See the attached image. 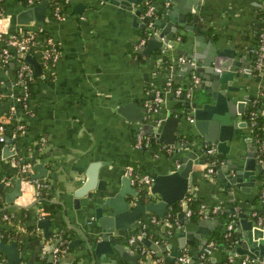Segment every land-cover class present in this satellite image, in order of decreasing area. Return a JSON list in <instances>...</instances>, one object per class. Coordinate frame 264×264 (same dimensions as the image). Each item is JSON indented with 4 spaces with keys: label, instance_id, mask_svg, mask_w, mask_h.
<instances>
[{
    "label": "crops",
    "instance_id": "1",
    "mask_svg": "<svg viewBox=\"0 0 264 264\" xmlns=\"http://www.w3.org/2000/svg\"><path fill=\"white\" fill-rule=\"evenodd\" d=\"M36 1L35 5H28L25 0H3L4 20L0 24L9 33H19L42 26L57 44L60 58L49 71L42 67L38 56L32 55L39 63L41 73L36 76L33 65L27 62L31 68V75L26 83L27 96L22 85L17 83L18 60L13 57L3 62L0 59V124L4 125L5 137L4 141H0V190L4 192L5 201L6 193L14 189L15 181L19 178L17 168L11 164L12 159L29 163L31 168L28 174L37 173L34 165L41 163L47 172L46 176L38 179L48 183L45 190H48L51 200L63 203L64 207L58 204L52 218H41V209L34 205V187L29 182H21V195L14 201L18 207H9L6 201L2 203L1 209L15 211L18 208H30L32 215L36 216V233L41 235L40 243L43 247L38 252L25 250V259L21 264H91L85 256L87 251L82 234L76 229L87 232L95 227L94 213L88 207L87 198L80 199L79 209L74 208L73 202L74 190L85 180V174L91 164L100 165L98 179L105 181L108 191L106 195L116 193L121 187L122 177L130 179L126 174L127 166L151 177L171 171L175 153L167 152L164 147L172 146L175 149V146L152 140L143 125L154 123L153 118H162L163 123L169 112L173 111L175 116H181L178 112L183 111L185 117L176 135V141L181 145L186 141L187 129H190L192 124L188 121L187 109L175 106L177 100L171 89L165 92L164 104L158 114H148L144 105L149 98L148 91L151 88H162L167 76L174 87L188 89L192 80L191 73L196 72L188 65L202 67V61L197 64L195 59L190 58V55H194L196 46L204 55L214 43L217 50L229 51L222 57L229 60L231 65L233 62L239 63L235 67V76L229 82L235 89L227 95L228 109L233 111L230 118L238 123L234 133L236 138H239L229 143V152L221 157L214 146L220 161L219 169L228 166L227 160L243 167L248 152H255V165L264 162V158L260 161L258 145L252 137L245 117L247 110L252 105H257L264 136V70L255 69L254 56L249 52V49L255 46L263 0H204L198 21L193 23L192 13H189L186 19V26L197 27L201 35H196L195 30L183 27H178L172 32L173 23L182 24L178 21L180 11L175 12L173 22L166 15L172 7L170 5L161 17L164 26H158L160 34L170 24L167 37L173 36L172 48L166 49L165 52L161 49L173 62L170 67L164 69L161 67L162 58L155 55L150 57L156 47L147 52L145 47L150 41L158 39L161 42L160 38H166L158 37L159 35H153L147 40L141 38L143 23L139 14L133 18V13L139 10L137 6L133 11H129L103 0H69L63 10L67 14L66 18L58 20L52 14L53 5L63 0H48L43 21L19 23L20 13L34 8L43 0ZM153 1L159 5L160 0ZM156 37L158 38L155 40ZM176 37H180L179 41ZM138 53H141L142 57L139 58ZM179 56L192 59L193 62H178L176 59ZM20 59L25 61L24 58ZM180 64L185 67H180ZM200 74L208 75L206 71ZM204 76L197 75L198 80L194 88L200 80L208 81ZM129 102H136L143 109L142 123L133 122L118 112L120 106ZM18 125H22V129L18 130ZM173 131L174 128L170 132L171 136ZM137 135L149 137L150 145L137 147ZM234 151L240 155L237 159L231 156ZM202 158L203 152H199L198 159ZM198 166L203 169L193 170L187 194L193 195L194 199L201 201L208 208L207 214L200 219L218 220L217 226L211 228L208 223L203 226V229L209 232L207 243L211 242L215 233H226L228 224H232L230 232L237 229L233 223L240 220L239 214H245L244 219L255 218L259 223L261 214L263 215V203L259 194L264 187V167L262 173H256L251 186H233L232 190H229L218 173L212 179L204 176L205 161ZM223 171L225 172V169ZM226 171L229 175L234 170ZM130 183L137 189L131 179ZM242 188H248L249 191H242ZM94 192L96 195H104V192ZM154 198L157 200L159 196ZM126 199L130 202L132 200L129 195ZM181 207L183 211L187 208L185 200L181 201ZM211 208L215 209V213L221 211V215L213 214ZM229 209H233V213H223ZM149 216L156 215L144 214L141 217L150 219ZM186 217H179V229H172L169 223L161 222L158 217L160 222L157 223L142 219L146 222L145 238L159 247L162 256H157L158 252L149 247L140 246L139 242L129 250L130 255H143L138 258L136 264H145L147 257H151L150 264H185L179 257L172 258L171 254L179 246L177 233L197 229L200 219L197 222H189ZM44 220L50 221L47 229L49 233H59L57 240L55 237L47 239L44 236V229L38 226V223ZM8 225H11L9 228L25 231L20 223L15 226L10 221ZM140 227L137 222L135 229L116 237L115 243L132 245L128 243V239L132 234L139 232ZM61 234L67 236V243L78 239H81V242L74 248L68 247V250L59 253L65 254L59 260V254L53 255V251H49L48 247L55 248ZM226 238L215 244L206 264H240L239 259L247 257L231 254L234 244L228 241L229 236ZM21 241L26 244L23 239ZM191 241L192 243H188L181 250V256L187 255L190 262H195L202 250L198 249L196 238ZM18 248L21 249L19 244ZM142 249L145 250L143 253ZM230 254L236 256L232 262L229 261ZM109 258L115 260V263L105 258L102 260L104 264H129L120 259L117 251L109 255ZM0 263L6 264L5 255Z\"/></svg>",
    "mask_w": 264,
    "mask_h": 264
},
{
    "label": "water",
    "instance_id": "2",
    "mask_svg": "<svg viewBox=\"0 0 264 264\" xmlns=\"http://www.w3.org/2000/svg\"><path fill=\"white\" fill-rule=\"evenodd\" d=\"M104 2L117 5L121 8L132 11L133 6L140 5L148 0H103ZM204 0H170L171 9L167 11V16L170 21H174V14L177 11L181 12L179 16V22L182 25H178L177 22L173 23L172 32H175L178 27L185 29L195 30L196 35H201L197 27L192 25L186 26L187 15L192 13L193 23L199 19V14L203 10ZM48 7V0L41 1L37 6L32 9H28L18 16L19 23L28 24L31 20L43 21L45 19V10ZM140 10H136L133 13V18L139 14ZM165 15V16H166ZM157 24L163 27L165 23L162 22V18L157 20ZM170 24L166 26L158 37H164L167 43L171 44L173 36L167 37V30ZM175 26V27H174ZM154 38L155 40L158 38ZM153 39V40H154ZM163 42L150 41L145 47L146 52L153 49V47H162ZM197 45V44H196ZM194 55H190V58L195 61H202V67H188L193 68L194 71L191 74L199 75L206 71L208 75L204 77L208 81L200 80L193 89L194 95L186 99L184 102L187 106V113L193 119L191 128L187 129L184 143L181 145L176 141V135L180 131L183 116L185 113L179 111L181 116H175L174 112L168 113L167 117L156 128L154 123L150 125H143V128H147V132L150 134L152 140L164 143H171L175 146L173 150L175 156L172 158L174 165L170 172L165 174H159L153 177V182L150 188V195L141 196L136 188H134L128 177H122L121 187L117 189L114 195H106L108 193L105 181L98 179V163H93L89 166L86 172V177L83 183L74 190V208H80V199L87 198L89 200L88 207L93 210L94 220L96 226L89 231L76 229L82 234L85 248L87 251V260L91 264H104L103 259L115 263V260L110 259L109 255H113L115 251L119 253L120 259L129 263L135 264L138 258L143 257L141 254L130 255L129 250L137 246L141 242L140 246L149 247L150 249L158 252L157 256H162V252L159 247L150 241L148 238H142L140 240L135 239L132 245L124 246L115 243L116 237L124 234L125 232L135 229L137 220L144 214L156 215L158 218L163 219L166 212L171 205H174L178 201H183L189 184L192 182L193 170L198 168L203 169L202 163L204 159H198L199 152L203 151V144L213 145L216 147L219 156L228 153L230 150V144L233 140L239 137L234 133V128L238 123L235 120H231L230 113L232 110L228 109V92L233 91L235 88L230 85L235 76V67L238 66V62H233L223 58V55L229 53L227 50H217L216 44L209 46L204 55L201 54V50L198 46L193 50ZM182 53H184L182 51ZM187 55V53H184ZM23 58L26 62L33 65L35 75L39 76L41 68L39 63L34 59L32 55H24ZM235 65V66H234ZM180 67H185L180 64ZM217 68H223L220 72H217ZM39 83H43L39 81ZM186 88H184L185 90ZM119 113L127 117L129 120L137 123L143 122L144 111L136 102L125 103L120 106ZM242 112V111H241ZM156 118H153V120ZM174 128L173 135L171 136V130ZM170 134V135H169ZM171 136V137H170ZM235 136V137H234ZM202 145V146H201ZM233 157L237 159L239 153L232 152ZM228 166L221 167L218 171V175L226 185V189L232 190V187L251 186L252 180H255L256 173H262L264 162L260 165H255V152H248L243 167L238 164H231L230 160H227ZM37 173H30L28 176L31 179L42 178L47 172V169L43 167V164L36 163L34 165ZM225 169V172L223 171ZM226 169L234 170L232 174L226 171ZM247 180V181H245ZM242 191H249L248 188H242ZM94 191L104 192V195H96ZM21 195V179L17 178L14 184V189L10 193H6L5 201L9 207L15 206V199ZM129 195L131 202L126 199ZM155 196H159V199H155ZM146 200V201H145ZM55 203L64 207L63 203L54 201ZM35 203V202H34ZM33 205V204H32ZM233 213V209L225 210L223 213ZM221 213V211H218ZM245 214H239L240 220L233 223L237 228L230 232L228 241L230 244H234L231 254L245 255L251 259H256L260 256H264V219L261 223L256 222L255 218L244 219ZM180 217L184 218V214H180ZM205 223H208L211 228L217 226L218 220L200 219L197 224V229L186 232L177 233L179 237V246L172 252L171 257H180L181 250L186 247L188 243H192L191 240H198V249L203 250L206 246V237L209 232L203 229ZM50 221H40L38 226L45 231V237L49 236L48 226ZM61 238L59 239V241ZM58 241V242H59ZM57 242V243H58ZM81 239L68 242V247L74 248ZM57 245V244H56ZM55 245V246H56ZM54 249V248H53ZM52 247H48L49 251H53ZM196 250V249H194ZM0 251L6 256V264H20L23 259L25 250L18 248L16 241L4 242L0 241ZM40 251L39 249L35 250ZM195 252V251H194ZM230 254V255H231ZM65 254H59V260L63 258ZM108 255V256H107ZM53 256V255H52ZM194 259H196L194 257ZM171 260V259H170ZM1 262V261H0ZM151 257H147L145 264H150ZM191 261L190 264H193ZM1 264V263H0Z\"/></svg>",
    "mask_w": 264,
    "mask_h": 264
},
{
    "label": "built area",
    "instance_id": "3",
    "mask_svg": "<svg viewBox=\"0 0 264 264\" xmlns=\"http://www.w3.org/2000/svg\"><path fill=\"white\" fill-rule=\"evenodd\" d=\"M2 1L0 0V22L4 20V8L2 6ZM69 0H63L62 2H57L53 5V16L55 19L58 20H64L67 16L64 10V6L68 3ZM25 2L28 5H35L37 3L36 0H25ZM162 5H157L158 3H153L150 0L145 1L141 3L140 5H135L140 10L139 18L141 22L144 25H147L149 29L153 31L154 36L159 35V30L155 26L157 23V19L159 18L158 12L159 10L166 12V10L169 9L170 6V0H160ZM133 6V8L135 7ZM132 8V11H133ZM262 22L264 23V14L261 18ZM180 37H176V40L179 41ZM258 43L257 45L251 47L249 49V52L254 56V67L258 71L264 70V25L259 33L258 36ZM162 40L161 42L164 43V45L161 47L162 52H165L166 49L172 48V42L171 44L167 43V41L164 38H160ZM144 42V41H143ZM24 55H36L39 57L40 64L43 68L46 70H52L56 63L58 62L60 58V50L57 47V44L49 35L46 30L42 27H35L30 28L25 31H21L19 33H9L7 32L3 26L0 24V59L3 62H7L8 60L13 59V57L18 60L19 67L17 71V83L21 84L25 96L28 95L27 92V84L28 78L31 75V68L29 64L25 61H23L20 58H23ZM178 62L181 63H192V59L185 58L183 56H179L176 59ZM217 72H220V69H216ZM198 78L196 75L192 74V80L191 84L188 87V89L183 90L181 87H174L172 84V81L170 77H165V82L162 86V88H151L149 93V98L145 102V109L148 114H158V112L161 110L163 104H164V94L168 90H172L173 96L176 98V100L181 99L182 101H185L186 99L191 98L192 91L195 87V84L197 82ZM2 99V94L0 93V101ZM254 105H252L253 107ZM188 121L189 123H193V119L188 114ZM256 118H257V111L255 109H251L249 112V117L247 120L248 128L252 134V137L256 141L258 145V156L260 158V161L262 160V155L264 154V139L257 136V134L254 133V127L256 125ZM162 123V118H156L154 119V126L155 128ZM18 130L22 129V125H18ZM255 135V137H254ZM4 125L0 124V141H4ZM150 145V139L149 137H143L142 135H137L136 137V146L141 147H147ZM203 156L209 157L207 161H205V167H204V176L208 179L214 178L219 170L220 161L217 156L216 149L213 145L203 144ZM164 149L167 152H173L174 148L172 146H166ZM12 166L16 167L18 170L19 178L21 179V182H29L34 187V200L37 198L38 193L40 190H45L48 188V183L45 180L41 179H32L30 180L28 173L30 171V164L29 163H23L19 160L12 159L11 160ZM126 174L130 177L132 183L135 184L137 187V191H146L145 196L150 195V188L153 182V177H151L148 174H138L136 173L131 166L126 167ZM29 179V180H28ZM0 196V201H1ZM260 200L263 203V215L259 219V223L261 220L264 219V187L261 189L260 192ZM186 202V201H185ZM207 207L204 204L200 205L199 214L205 216L207 214ZM215 211V209H213ZM192 214L191 210L188 208L185 209V215L187 217H190ZM150 217V216H149ZM141 218V219H140ZM138 219V224H140V231L132 234L130 238L128 239V243L132 244L135 239H142L147 235V232L145 230V223L143 222L142 217ZM2 219L6 221H10V217L7 213H3ZM146 219V218H145ZM144 219V220H145ZM160 219V218H159ZM146 221H150L157 223L159 220L156 216L150 217V219H146ZM165 221L168 223L169 221L163 217L161 219V222ZM160 222V221H159ZM175 228H180V223L178 221L175 222ZM232 230V224H228L227 231L225 233V237L229 236L230 231ZM2 237L0 233V238ZM215 247L214 242H209L206 244L205 248L200 252L198 259L193 264H206V261L208 259V256L211 254L212 250ZM145 250L142 249V253ZM63 252V251H62ZM61 253L56 246L53 249V255H57ZM236 256H229V261H234ZM179 260L182 263L190 264L189 257L187 255L179 257ZM240 264H264V256L258 257L256 259H251L248 257H241L239 259Z\"/></svg>",
    "mask_w": 264,
    "mask_h": 264
},
{
    "label": "trees",
    "instance_id": "4",
    "mask_svg": "<svg viewBox=\"0 0 264 264\" xmlns=\"http://www.w3.org/2000/svg\"><path fill=\"white\" fill-rule=\"evenodd\" d=\"M151 2H155L153 0H150ZM156 3V2H155ZM160 5L161 2H159ZM163 11L159 10L158 12V16L159 18L162 17L163 15ZM264 14V0H263V4L262 7L260 9V24L258 27V31L254 40L255 45H257L258 43V36L259 33L261 32L264 23L262 22L261 18ZM158 18V19H159ZM157 19V20H158ZM155 26L158 28V24L156 23ZM142 36L145 40H147L148 38L151 39V37L153 36V31L151 29H149L147 27V25L143 24L142 27ZM161 47H156L153 50V53L150 54L151 56H159V58H162L161 61V67L162 69L170 67L172 65V61H170V58L167 56V54L162 53L161 52ZM138 57H142L141 53H138ZM146 59V58H145ZM18 88H20V86H17ZM176 107L182 108V109H187V106L185 104L184 101H182L181 99H178L175 103ZM251 109H255L257 111V105H254L253 107H250L247 110V113L245 114L246 119L248 120L249 117V112L251 111ZM254 133L257 134L258 137L264 139V136L262 134V129H261V122H260V117L257 114V118H256V125L254 127ZM255 137V135H254ZM204 161H207L209 159V157L207 156H203ZM261 158H264V154L262 155ZM133 168V167H132ZM134 170V168H133ZM136 173L138 174H143L142 172H138L136 170H134ZM139 194L143 197H145L146 191L142 190L139 191ZM0 196L2 197L1 201H0V233L2 235V237L0 238V241H4V242H12V241H16L19 244V247L22 250H27V251H35L36 249L41 250L43 245L40 243L41 241V235L36 233V224L37 222H35L34 218H36L35 215H32L31 213V209L30 208H18L15 209V211H9L7 208L5 209H1V205L2 203H4V192L2 190H0ZM259 199H260V194H259ZM184 200L186 201V205L187 208L189 210H191L192 214L190 215V217H186L187 220L189 222H197L200 218H201V214H199V209H200V205L202 204L201 201H198L196 199H194L193 195L191 194H186ZM34 205L38 206L41 209L42 212V216L39 214V216L41 218H46V219H50L52 218L53 215H55V211L58 207V204L53 202L51 200V196L48 192V190H40L38 193V196L35 200ZM210 210H213V208H211ZM3 213H7L10 217V221L11 223H13V225L16 226V224L20 223L22 224L23 228L25 229L24 232L22 231H18L17 229L14 228H9L8 223H10V221H6L2 219V215ZM184 214L185 217V210H182L181 207V201L176 202L174 205H171L168 209V211L166 212L164 218L167 219L169 222V226L173 229L175 228V222L178 221L180 222V214ZM213 214L220 216L221 213H215L212 212ZM223 215V214H222ZM262 216V214H261ZM59 233H54V232H50L49 236L47 237V239L53 238L55 237L56 240L58 238ZM148 234H150V232L148 231ZM61 240L57 243V247L59 249V251L62 253V251H66L68 250V243H67V236L66 235H60ZM23 239V241H26V244H24L21 240ZM227 238L225 237V232L224 231H220L215 233V235L213 236L212 240L213 242H215V244L219 243L222 240H226ZM3 257V253L0 251V261L2 260ZM25 259V258H24ZM24 259L21 260V262L24 261ZM21 264V263H20ZM136 264V263H135ZM138 264V263H137Z\"/></svg>",
    "mask_w": 264,
    "mask_h": 264
}]
</instances>
